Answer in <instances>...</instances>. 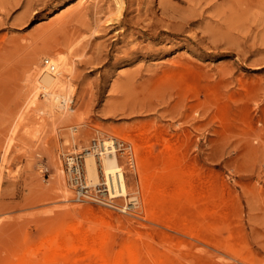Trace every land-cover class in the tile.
Instances as JSON below:
<instances>
[{"label":"rangeland","instance_id":"obj_1","mask_svg":"<svg viewBox=\"0 0 264 264\" xmlns=\"http://www.w3.org/2000/svg\"><path fill=\"white\" fill-rule=\"evenodd\" d=\"M44 50L72 64L66 116L26 111ZM108 136L130 193L79 196L67 158L87 182ZM0 167V264L113 262L55 253L79 234L142 264H264V0H0Z\"/></svg>","mask_w":264,"mask_h":264},{"label":"bare ground","instance_id":"obj_2","mask_svg":"<svg viewBox=\"0 0 264 264\" xmlns=\"http://www.w3.org/2000/svg\"><path fill=\"white\" fill-rule=\"evenodd\" d=\"M78 1L79 2H85L86 0H78ZM115 1H116V11L118 13H122V10L124 7V0H115ZM70 7H72V6H67V8H65V10L69 9ZM65 10H62L61 12H59L57 14L55 13L56 16L53 15L54 18L57 17L58 15H60L61 13L63 14V12ZM59 11H60V9H59ZM114 12H115V10H114ZM71 47H72V45H71ZM56 52H58V51H56ZM60 52H61V50H60ZM46 61H47V63H46ZM70 64H71V62H70V59L68 57H65L64 55H54V54H52L48 51H45V50L38 52L34 56V62L32 65L33 66L32 67L33 72H32V75L30 76V79H27V81H29V89H28L27 95H26V111L34 110V111L39 112V115L40 114H46L49 117L55 116L57 114H58V116L62 117V116H66L68 114V111L72 109L71 108V102H72L71 92L72 91H71L70 87L68 86V84L66 83L68 73L70 72ZM182 76L183 75H181V77ZM189 77H191V76H189ZM183 79L185 80L186 78L184 77ZM40 98H43V100H41ZM52 120H53V118H52ZM19 122L21 123V121H19ZM19 127H21V126H19ZM77 130L78 129L76 127L72 128L73 136L75 138H76V136L78 137V135L74 134V132H77ZM115 132H116L115 133L116 135H120V137H123V134L121 132H117V131H115ZM70 135H71V133H70ZM103 135H107V134L104 132ZM13 140H14V138H11L9 140V143H8L9 147H11ZM84 140L86 141L85 138H84ZM74 141H77V139H75ZM114 143H115V140L111 136L103 137V138L100 137V141H99L98 145L91 148L92 151L89 149V147L88 148L85 147L86 148L85 149L86 154H85L84 164H85V171H86L87 180H88L87 182L89 185L96 186V187L99 186L101 183V178H102L101 173H102V176L104 178L103 181L107 185V187L109 188L111 197H118V196L128 197V193H130L129 192V186H128L127 177L125 174V168L121 164V158L130 167V169H133V168L136 169L134 153L132 151V152H125V153L119 154L116 150V146L114 145ZM5 144H6V142H5ZM67 144H69V142ZM9 147H8V149H9ZM139 160H141V159H139ZM71 161L72 160L70 159V162ZM57 173H58L59 179H62V175L65 172L61 166H57ZM144 180L145 181L147 180V173L143 170L141 173V181H142V189H143L144 193L146 194V191L149 190V185L147 183H144ZM191 190H190V192H191ZM144 193H143V198H142V200H143L142 204L143 205H145V197H144L145 194ZM69 194H70V192H69ZM72 196H71V198H72ZM68 198H67V200H68ZM136 200H138V198L133 197L132 202L135 203ZM207 201H208V199H207ZM112 202H114V201H112ZM118 203L119 202H117V204ZM97 204H99V203H97ZM137 204H139V203H137ZM210 204H212V202ZM151 214L152 215L155 214L154 211H151ZM80 244L83 245V247L85 249H87V255L86 256L91 257L92 255H96L97 258H99L103 262H108V260L110 258H113V262L111 264H142V261L140 260V252L137 249L130 247L127 249V251L119 252L114 257H112V255L109 253V251L106 248L104 238L101 239L100 242H96L95 239L90 240L84 234H79L78 238L74 242H73V240L70 242H69V240H67L66 241V247H65L64 251H62V248H60L61 245L56 244L54 251L56 254H62L63 257H69L70 254L76 253V252H78V250L80 248H83V247H79ZM39 264H49V263H39ZM50 264H52V263H50Z\"/></svg>","mask_w":264,"mask_h":264},{"label":"built area","instance_id":"obj_3","mask_svg":"<svg viewBox=\"0 0 264 264\" xmlns=\"http://www.w3.org/2000/svg\"><path fill=\"white\" fill-rule=\"evenodd\" d=\"M46 63H47V61H46ZM114 140H115L114 145L116 146V150L118 153L132 152V146L130 144L125 143L123 141H118L116 139H114ZM96 145H98V143H96V141H94L92 147H95ZM70 159L72 160L71 162H70ZM67 166H68V170H69L71 176L74 178V180L76 181V183L80 187L79 196L90 195L89 189H88V183L86 182L85 179H83V176H82V168L80 165V159L78 157H74V156L68 157L67 158ZM99 187H100L98 190L99 195H102V196L105 195V197L108 201L117 198V197H111L110 190L105 183L102 184V187H101V185H99ZM118 197H120V196H118Z\"/></svg>","mask_w":264,"mask_h":264}]
</instances>
